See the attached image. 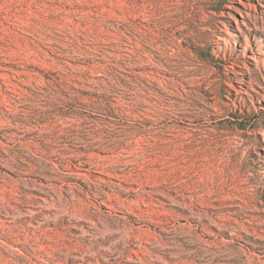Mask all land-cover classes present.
Instances as JSON below:
<instances>
[{"label": "rangeland", "instance_id": "374dc122", "mask_svg": "<svg viewBox=\"0 0 264 264\" xmlns=\"http://www.w3.org/2000/svg\"><path fill=\"white\" fill-rule=\"evenodd\" d=\"M0 264H264V0H0Z\"/></svg>", "mask_w": 264, "mask_h": 264}]
</instances>
